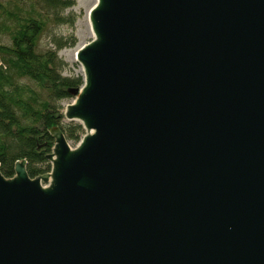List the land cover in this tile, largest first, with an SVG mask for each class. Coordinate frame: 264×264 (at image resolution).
<instances>
[{
	"label": "water",
	"instance_id": "1",
	"mask_svg": "<svg viewBox=\"0 0 264 264\" xmlns=\"http://www.w3.org/2000/svg\"><path fill=\"white\" fill-rule=\"evenodd\" d=\"M52 170L0 168V264H264V0H96Z\"/></svg>",
	"mask_w": 264,
	"mask_h": 264
},
{
	"label": "trees",
	"instance_id": "2",
	"mask_svg": "<svg viewBox=\"0 0 264 264\" xmlns=\"http://www.w3.org/2000/svg\"><path fill=\"white\" fill-rule=\"evenodd\" d=\"M75 5L76 0H0V33L8 38L0 43V168L6 178L15 176L22 159L32 178L51 172L52 128L74 143L85 133L79 122H65L62 105L73 98L69 90L85 82L63 76L67 63L59 57L77 43L75 35L58 30L76 26L78 15L69 11Z\"/></svg>",
	"mask_w": 264,
	"mask_h": 264
},
{
	"label": "rangeland",
	"instance_id": "3",
	"mask_svg": "<svg viewBox=\"0 0 264 264\" xmlns=\"http://www.w3.org/2000/svg\"><path fill=\"white\" fill-rule=\"evenodd\" d=\"M81 3L82 5H80V2L76 0V5L72 9L69 10L73 12L74 14L78 15L76 26L74 28L65 26V27H62L61 29H58L59 31L62 32L64 36L68 34H73L77 38V43L75 47H67V49H64L59 52V57H61L67 63V69L63 72V76L65 77L78 78L80 76L83 78V75L80 72V70L83 68L82 64L79 62V60L78 62H75V63L71 62L69 60L68 54H70L72 50H75L78 47V44L88 43L92 41L93 39V35L91 34L90 29H89V24H87V21H86V16H87V9L91 8L94 5V0H81ZM7 40L8 38H6L3 33H0V43L7 42ZM47 41H48L47 36H45V38H43L42 40V47L45 48V44L47 43ZM31 86L34 88L33 83H31ZM74 101H75V97L69 98L68 101H64L62 103L64 107L63 109L64 113H65V109L67 105H69L70 103H73ZM65 122H68L67 119H65ZM85 134L86 132L83 134V136ZM68 143L73 148H76L80 144L79 142L74 143L73 141L71 142L69 141Z\"/></svg>",
	"mask_w": 264,
	"mask_h": 264
},
{
	"label": "bare ground",
	"instance_id": "4",
	"mask_svg": "<svg viewBox=\"0 0 264 264\" xmlns=\"http://www.w3.org/2000/svg\"><path fill=\"white\" fill-rule=\"evenodd\" d=\"M78 2H80V5H82L81 0H78ZM95 3H96V0H94V4ZM88 10H89V8L87 9L86 21H87V24H89V29H90L91 34L94 35L93 29H92V24L90 21V13H88ZM78 49H79V46L75 50H72L70 52V54H68L69 60L73 63L78 62V57H77ZM80 72L82 73V75H84V69L83 68L80 70Z\"/></svg>",
	"mask_w": 264,
	"mask_h": 264
}]
</instances>
